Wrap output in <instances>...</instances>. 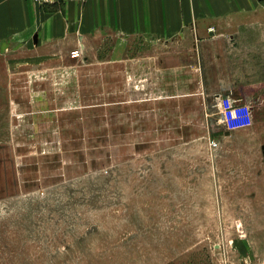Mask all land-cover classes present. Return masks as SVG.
Here are the masks:
<instances>
[{
    "label": "rangeland",
    "instance_id": "obj_1",
    "mask_svg": "<svg viewBox=\"0 0 264 264\" xmlns=\"http://www.w3.org/2000/svg\"><path fill=\"white\" fill-rule=\"evenodd\" d=\"M75 49L0 62V264L154 263L242 234L263 257L264 218L226 211L264 212V107L227 134L203 77L146 92L130 61L110 77L115 45ZM201 197L215 216L180 214Z\"/></svg>",
    "mask_w": 264,
    "mask_h": 264
},
{
    "label": "crops",
    "instance_id": "obj_2",
    "mask_svg": "<svg viewBox=\"0 0 264 264\" xmlns=\"http://www.w3.org/2000/svg\"><path fill=\"white\" fill-rule=\"evenodd\" d=\"M95 44L115 45L107 59L116 82L117 70L130 61L133 71L139 68L140 89L146 92L178 88L182 74L203 77L219 118L221 109L237 100L250 102L253 122L257 108L264 107V0H0V62L17 67L22 60H36L38 53L83 52ZM198 200L183 202L180 214L186 217L194 209L196 218L215 216L210 199ZM255 209L245 214L237 206L226 212L236 220L264 218ZM245 236L215 248L206 238L188 244L179 240L173 243L172 259L136 264H264V255Z\"/></svg>",
    "mask_w": 264,
    "mask_h": 264
},
{
    "label": "built area",
    "instance_id": "obj_3",
    "mask_svg": "<svg viewBox=\"0 0 264 264\" xmlns=\"http://www.w3.org/2000/svg\"><path fill=\"white\" fill-rule=\"evenodd\" d=\"M40 3H60L66 0H37ZM82 1V0H78ZM81 54V49L76 48L72 51L73 56ZM220 123L228 131L244 128L249 126L253 122V110L250 103L245 101H236L223 107L220 112ZM209 146L212 151H215L219 146V140L217 138H210Z\"/></svg>",
    "mask_w": 264,
    "mask_h": 264
}]
</instances>
